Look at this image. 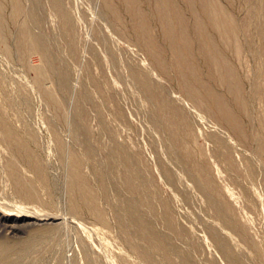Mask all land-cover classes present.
Masks as SVG:
<instances>
[{"label":"rangeland","instance_id":"obj_1","mask_svg":"<svg viewBox=\"0 0 264 264\" xmlns=\"http://www.w3.org/2000/svg\"><path fill=\"white\" fill-rule=\"evenodd\" d=\"M140 1L166 48L153 1ZM19 2L15 16L0 0V112L42 171L0 139V215H13L0 225V264H264V0H218L238 24L239 54L223 52L242 80L241 136L186 95L168 47L161 72L123 6L125 25L106 0ZM30 38L47 60L41 81ZM213 86L237 111L225 85ZM172 130L187 135L197 163ZM9 156L37 200L19 189ZM73 171L101 216L73 189Z\"/></svg>","mask_w":264,"mask_h":264},{"label":"bare ground","instance_id":"obj_2","mask_svg":"<svg viewBox=\"0 0 264 264\" xmlns=\"http://www.w3.org/2000/svg\"><path fill=\"white\" fill-rule=\"evenodd\" d=\"M118 1L119 3L114 0H106L108 8L115 16V19H117L121 24H124L125 22L121 14V6H123L125 10L131 15L133 21L132 23H134L133 28L136 32L137 39L143 44L149 56H151L155 65L161 70V72L164 71L167 73L170 70V64L167 62L166 58V48L168 47L173 54V56H171L173 57L171 66L177 70L179 81L181 82V86L183 87L186 95L191 97L194 103L196 102L203 107L206 106V110H209V113L215 117L220 118V120H224L228 127H230L235 132V134L238 136L244 135L241 126V120L238 115V112H243L246 107L242 96V80L238 75L233 63L223 52V46L226 45L227 47L231 46L232 49H234L233 51H235V53L238 55L241 46L238 38V24L236 23L235 17L227 9V7L221 6L218 3V0H179L181 2L178 0H152L154 3V13H156L158 16V21L161 25L162 36L168 45L165 48V46L159 43L156 36L154 35L151 17L143 9L141 1ZM12 2L14 11L13 13L15 16H18L21 12V2H19V0H12ZM1 12L2 8L0 3V15ZM63 19L64 21L62 23L66 22L67 19L65 16ZM66 25L64 24L65 27ZM26 29L27 28L24 26L22 33L25 35L28 34V29ZM3 32L4 26L0 21V38L2 42ZM212 32H216L217 35L219 33L221 42H217L215 40ZM33 36L34 35H32V37ZM261 37L262 42L264 43V28L263 31L261 30ZM30 39L31 42L37 41V44H34L33 42L30 43L27 40L25 45L26 43H28V45L30 43V47L27 45V48H29L28 50L30 53L32 52L40 54L43 60V64H39L36 67L40 73L38 80L41 81L45 76H47L49 71L46 65L47 60L45 56H43L39 51L42 50L39 49V47L42 45L40 44L41 40L39 39L40 41L38 42V40H36L38 37L35 40L32 38ZM198 57H202L204 59V65L202 68L198 62ZM204 74H206V77ZM214 82H220L225 85L229 94L231 95L237 111L234 109V107L230 106L228 98L225 95L218 93L214 89ZM44 94H46L45 96L49 98V101L55 104L56 107H59V102L57 100L58 98H56L52 91L50 92L45 90ZM8 124L9 123L4 120V117L0 112V139L8 148V151L10 152L9 154H11V156L16 153L25 154L26 158H29L31 161L29 166L33 170L41 172L42 167L40 166L39 162H37L31 156L27 149L26 143L23 140L17 138ZM173 127L174 126L171 128ZM172 131L175 140L183 144L186 156L197 163L194 160V148L193 152L192 149L187 145V135L175 130ZM200 154L203 156L204 151L201 150ZM10 160L12 161L11 163L9 162V169L11 172L9 173L13 176L14 181L18 184L19 189L22 190L27 198L37 200L39 196L33 182L30 180V177L28 179L24 176L27 174H22L19 171L20 166L18 167V163L15 162L13 158L10 157ZM76 164L77 160H71V165L73 168L76 166ZM194 168L197 169L195 165ZM21 171L24 170L22 169ZM72 173L76 179L72 183V187L73 189L80 192V200H83L87 206L92 208L99 216H101V212L96 206L97 196L88 185L85 177L80 171H73ZM77 205L78 202L76 201L74 206ZM12 216L13 215L10 214L8 217H6V219H4L3 215H0V225H2L3 222L8 221L9 219L7 218ZM16 217H21V220L24 222L29 219H33V223L37 222V220L34 219V216L31 215H16ZM16 219H12V221Z\"/></svg>","mask_w":264,"mask_h":264}]
</instances>
